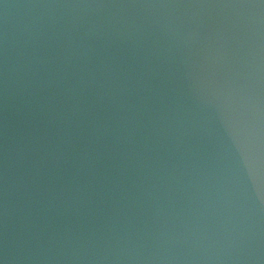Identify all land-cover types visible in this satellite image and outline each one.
I'll return each instance as SVG.
<instances>
[{"label": "water", "instance_id": "1", "mask_svg": "<svg viewBox=\"0 0 264 264\" xmlns=\"http://www.w3.org/2000/svg\"><path fill=\"white\" fill-rule=\"evenodd\" d=\"M0 264H264V0H0Z\"/></svg>", "mask_w": 264, "mask_h": 264}]
</instances>
